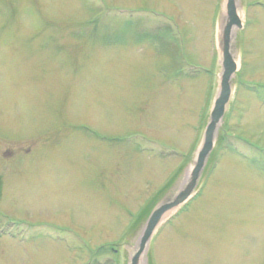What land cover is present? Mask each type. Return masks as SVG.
Returning a JSON list of instances; mask_svg holds the SVG:
<instances>
[{"label": "rangeland", "instance_id": "1", "mask_svg": "<svg viewBox=\"0 0 264 264\" xmlns=\"http://www.w3.org/2000/svg\"><path fill=\"white\" fill-rule=\"evenodd\" d=\"M238 5L225 130L142 264H264V0ZM223 11L0 0V264L130 263L142 214L187 184L219 90Z\"/></svg>", "mask_w": 264, "mask_h": 264}, {"label": "water", "instance_id": "2", "mask_svg": "<svg viewBox=\"0 0 264 264\" xmlns=\"http://www.w3.org/2000/svg\"><path fill=\"white\" fill-rule=\"evenodd\" d=\"M219 26L220 30H218L217 33V47L222 68L219 77V90L211 108L202 143L198 149L189 179L186 186L172 201L163 204L158 203L151 211L146 219V225L139 246L131 257L129 264H142L150 242L164 217L171 211L185 206L194 197L202 173L216 147L218 133L225 119L228 106L231 103L233 80L239 71V59L232 53L233 33L234 31L243 30L244 28L238 0H224V11L218 27Z\"/></svg>", "mask_w": 264, "mask_h": 264}, {"label": "trees", "instance_id": "3", "mask_svg": "<svg viewBox=\"0 0 264 264\" xmlns=\"http://www.w3.org/2000/svg\"><path fill=\"white\" fill-rule=\"evenodd\" d=\"M224 140V138H223ZM170 189L169 186H167V188H165V190H163L156 198V200L148 207V209L142 214V218L143 220H146L147 217L149 216V214L151 213V211L154 209V207L159 203L161 196L164 195L165 192H167ZM188 205V204H187Z\"/></svg>", "mask_w": 264, "mask_h": 264}, {"label": "bare ground", "instance_id": "4", "mask_svg": "<svg viewBox=\"0 0 264 264\" xmlns=\"http://www.w3.org/2000/svg\"><path fill=\"white\" fill-rule=\"evenodd\" d=\"M238 6H239V5H238ZM241 18H242V16H241ZM220 26H221V25H220ZM220 26L218 27V30H220ZM235 35H236V31H234V33H233V44H232V53H233V55L236 56V47H235V44H234ZM192 168H193V166L190 167V169L188 170V172H187V174H186V181H185V183H187V181H188V179H189V175H190V173H191ZM173 212H174V211H171L170 213H168V214L164 217L163 221H165V220L167 219V217L170 216ZM163 221H162V222H163Z\"/></svg>", "mask_w": 264, "mask_h": 264}, {"label": "flooded vegetation", "instance_id": "5", "mask_svg": "<svg viewBox=\"0 0 264 264\" xmlns=\"http://www.w3.org/2000/svg\"><path fill=\"white\" fill-rule=\"evenodd\" d=\"M224 129V126L222 127ZM225 130V129H224ZM224 132V131H223ZM242 141V140H241Z\"/></svg>", "mask_w": 264, "mask_h": 264}]
</instances>
